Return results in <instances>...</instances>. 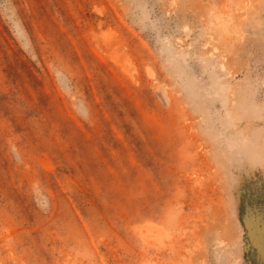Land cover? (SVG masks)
<instances>
[{
  "label": "rangeland",
  "instance_id": "1",
  "mask_svg": "<svg viewBox=\"0 0 264 264\" xmlns=\"http://www.w3.org/2000/svg\"><path fill=\"white\" fill-rule=\"evenodd\" d=\"M0 264H264V0H0Z\"/></svg>",
  "mask_w": 264,
  "mask_h": 264
}]
</instances>
